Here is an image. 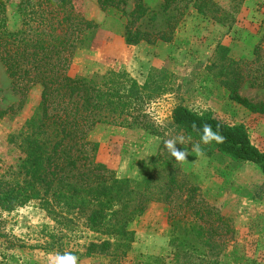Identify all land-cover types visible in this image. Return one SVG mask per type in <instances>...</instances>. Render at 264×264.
<instances>
[{
	"label": "trees",
	"instance_id": "trees-1",
	"mask_svg": "<svg viewBox=\"0 0 264 264\" xmlns=\"http://www.w3.org/2000/svg\"><path fill=\"white\" fill-rule=\"evenodd\" d=\"M242 2L228 0L227 6H221L214 0H160L158 7L148 8L144 0H137L128 14L124 42H171L191 12L231 25ZM96 3L101 10L113 7L125 13L121 8L125 0ZM10 5L19 15V27L14 31L7 27ZM96 27L97 23L77 9L75 0H0V62L11 90L19 96L15 106L0 109V119L19 112L34 87L40 90L34 111L9 137L22 157L13 179L0 178V212L31 201H38L48 212H76L83 217L84 226L101 237L88 243L87 253L108 257V264H120L135 240L129 225L148 204H171L180 199L169 215L170 262L218 264L220 230L232 232L229 219L204 200L197 186L182 178L174 157L152 156L140 180L118 177L97 161L98 143L90 141L88 133L101 123L129 126L127 116L137 110L139 101L158 96L164 91V83L162 77L161 82L151 77L139 86L123 71H107L97 79L69 75L84 32ZM227 50L218 47L209 67L214 69L215 80L227 90L231 101L264 115V99L255 101L240 93L244 84L264 88V34L252 60L235 61L227 56ZM170 119L198 139L203 134L202 125L211 124L212 130L226 139L223 143L212 141L207 149L252 163L264 176V151L250 141L243 124H228L210 112L182 105L172 108Z\"/></svg>",
	"mask_w": 264,
	"mask_h": 264
},
{
	"label": "rangeland",
	"instance_id": "rangeland-1",
	"mask_svg": "<svg viewBox=\"0 0 264 264\" xmlns=\"http://www.w3.org/2000/svg\"><path fill=\"white\" fill-rule=\"evenodd\" d=\"M136 1L125 0L122 14L113 7L99 9L96 0H75L77 9L97 27L84 32L69 75L97 79L107 71H123L139 86L151 77L159 82L162 77L164 83V91L158 96L143 98L139 103L135 100L137 110L127 116L129 126L101 123L88 133V139L98 143L96 159L118 177L140 180L152 156L171 155L163 141L182 135L185 142L176 147L190 154L187 161L177 163L182 178L197 186L204 200L229 219L232 228L230 233L220 230L218 264H264V176L252 163L207 149L201 139L173 125L170 119L176 105L210 112L228 124H243L250 141L264 151V115L251 113L231 101L227 90L215 80L214 69H209L220 46L226 47L227 56L235 61L253 59L254 48L264 34V0H243L231 25L191 12L171 42L127 45L124 27ZM214 1L228 5V0ZM144 4L156 8L160 0H144ZM7 27L12 31L19 27V15L12 5L7 10ZM39 93L34 87L19 112L0 119L1 179H13L17 171L22 153L9 137L32 114ZM240 93L251 100L264 99V88L244 84ZM18 100L0 62V109L15 106ZM194 144H200L203 155L192 151ZM179 204L180 199L171 204H148L129 225L135 240L120 264H172L169 215ZM54 211L43 210L38 201H31L0 212V264H49L50 255L66 252L78 257L77 264L109 263L108 257L87 253L88 243L101 237L84 226L80 214Z\"/></svg>",
	"mask_w": 264,
	"mask_h": 264
},
{
	"label": "clouds",
	"instance_id": "clouds-1",
	"mask_svg": "<svg viewBox=\"0 0 264 264\" xmlns=\"http://www.w3.org/2000/svg\"><path fill=\"white\" fill-rule=\"evenodd\" d=\"M192 127L194 130H196L195 123H193ZM202 128L203 134L201 136V141L204 144H209L212 141H216L217 143H223L226 139L218 131L214 132L212 130L211 124L204 123L202 125ZM184 142L185 138L182 135L165 139L163 141L166 150L171 154L172 157L175 158V161L178 163L187 161V157L190 155L189 151H187L185 148L183 150H180L176 147L178 143L183 145ZM192 151L195 152L197 155H203V150L201 149L200 144L192 145ZM77 261L78 257L68 252L64 253L63 255L56 253L55 255L49 256V264H77Z\"/></svg>",
	"mask_w": 264,
	"mask_h": 264
}]
</instances>
